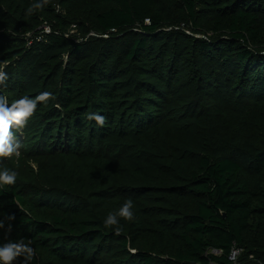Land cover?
Wrapping results in <instances>:
<instances>
[{
  "label": "trees",
  "instance_id": "obj_1",
  "mask_svg": "<svg viewBox=\"0 0 264 264\" xmlns=\"http://www.w3.org/2000/svg\"><path fill=\"white\" fill-rule=\"evenodd\" d=\"M36 2L0 0V95L55 97L0 160L7 239L32 264H264V0Z\"/></svg>",
  "mask_w": 264,
  "mask_h": 264
},
{
  "label": "clouds",
  "instance_id": "obj_2",
  "mask_svg": "<svg viewBox=\"0 0 264 264\" xmlns=\"http://www.w3.org/2000/svg\"><path fill=\"white\" fill-rule=\"evenodd\" d=\"M46 4L47 0H37L27 8V14L32 15ZM5 68L6 65H0V88L6 87L9 79ZM54 99L53 93L49 91H43L34 97L25 95L11 103L6 96L0 95V160L20 155L21 143L17 139V132L27 126L39 105L47 104ZM87 119L94 120L99 127H103L106 123V117L98 113L88 114ZM17 175V172L8 168L0 170V187L14 186ZM16 205L23 211L19 202H16ZM133 207V200L127 199L118 210L108 213L103 220L104 227L113 229L114 233L119 235L122 231L121 220L129 222L135 219ZM14 220V214L0 217V230H4L6 240V242L0 243V264H17V262L18 264H32L36 258V249L32 246L31 239H28L27 242L23 238L18 241L7 239V234L12 231L11 222Z\"/></svg>",
  "mask_w": 264,
  "mask_h": 264
},
{
  "label": "rangeland",
  "instance_id": "obj_3",
  "mask_svg": "<svg viewBox=\"0 0 264 264\" xmlns=\"http://www.w3.org/2000/svg\"><path fill=\"white\" fill-rule=\"evenodd\" d=\"M56 10H57L56 12H60V11H61L59 7H58ZM44 26H46V27L49 28V26H48L47 24L43 25V27H44ZM73 27H74V26H72V31H71V28H70V32H73V31H74V30H73ZM20 139H22V138L20 137ZM20 139H19V140H20ZM23 150H25V151H23ZM26 150H27V149H26V146L24 145V142H23V144H21L20 151H21V152H26ZM21 152H20V155H21ZM20 155H19L18 157L14 155V156H12V157L4 158V159H9V160H15V161H17L20 157H24V156H25V153L23 154L24 156H20ZM24 158H25V157H24Z\"/></svg>",
  "mask_w": 264,
  "mask_h": 264
},
{
  "label": "built area",
  "instance_id": "obj_4",
  "mask_svg": "<svg viewBox=\"0 0 264 264\" xmlns=\"http://www.w3.org/2000/svg\"><path fill=\"white\" fill-rule=\"evenodd\" d=\"M43 28H44L45 32L49 31L48 27L44 26ZM212 252H216V251H212ZM237 255H238V250L237 249H232L230 254H229V256H228V258H229V260L234 261L236 259ZM259 264H261V263H259Z\"/></svg>",
  "mask_w": 264,
  "mask_h": 264
}]
</instances>
